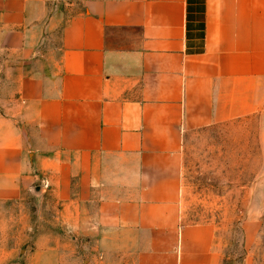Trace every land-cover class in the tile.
Returning a JSON list of instances; mask_svg holds the SVG:
<instances>
[{
	"label": "crops",
	"instance_id": "1",
	"mask_svg": "<svg viewBox=\"0 0 264 264\" xmlns=\"http://www.w3.org/2000/svg\"><path fill=\"white\" fill-rule=\"evenodd\" d=\"M263 111L264 0H0V264H222L182 137Z\"/></svg>",
	"mask_w": 264,
	"mask_h": 264
},
{
	"label": "rangeland",
	"instance_id": "2",
	"mask_svg": "<svg viewBox=\"0 0 264 264\" xmlns=\"http://www.w3.org/2000/svg\"><path fill=\"white\" fill-rule=\"evenodd\" d=\"M179 204L182 223L212 226L222 264L242 263L241 223L260 213L253 252L254 264H264V111L184 132ZM45 215L50 213L38 216ZM89 239L81 248L86 256L98 251ZM62 246L68 264H80V235ZM131 260L118 256L117 263L131 264Z\"/></svg>",
	"mask_w": 264,
	"mask_h": 264
}]
</instances>
